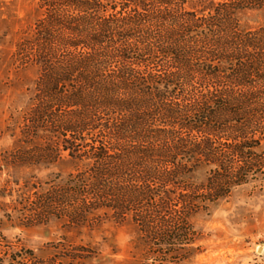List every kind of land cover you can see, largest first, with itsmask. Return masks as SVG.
<instances>
[{
	"label": "trees",
	"instance_id": "trees-1",
	"mask_svg": "<svg viewBox=\"0 0 264 264\" xmlns=\"http://www.w3.org/2000/svg\"><path fill=\"white\" fill-rule=\"evenodd\" d=\"M186 1H38L16 51L22 60L33 48L39 67L20 134L55 137L73 159L61 198L74 201L81 181L86 204L71 215L135 218L154 238L170 236L264 165L252 156L264 148V27L236 18L264 0H213L207 10ZM181 239L172 253L184 259L192 240Z\"/></svg>",
	"mask_w": 264,
	"mask_h": 264
},
{
	"label": "rangeland",
	"instance_id": "rangeland-1",
	"mask_svg": "<svg viewBox=\"0 0 264 264\" xmlns=\"http://www.w3.org/2000/svg\"><path fill=\"white\" fill-rule=\"evenodd\" d=\"M38 1L0 0V264H264V165L244 170L247 178L227 198L197 207L187 223L175 222L167 229L170 236L154 238L135 218L69 213L86 204L81 181L73 188L74 201L67 204L61 198L70 182L67 174L74 171L73 159L49 135L20 134L21 114L32 101L39 67L30 55L33 48L22 51V60L16 51L23 38L32 36ZM213 4L187 0L184 6L207 10ZM236 15L242 28L264 27V5L243 7ZM44 150L57 154L33 153ZM252 152L264 163V148ZM204 172L195 173L196 183L205 180ZM184 237L192 243L184 245L181 259L172 253V242Z\"/></svg>",
	"mask_w": 264,
	"mask_h": 264
},
{
	"label": "water",
	"instance_id": "water-1",
	"mask_svg": "<svg viewBox=\"0 0 264 264\" xmlns=\"http://www.w3.org/2000/svg\"><path fill=\"white\" fill-rule=\"evenodd\" d=\"M259 249H261V247H259Z\"/></svg>",
	"mask_w": 264,
	"mask_h": 264
}]
</instances>
